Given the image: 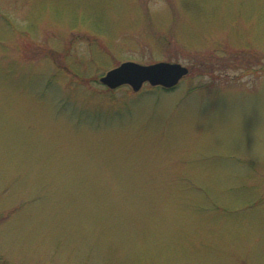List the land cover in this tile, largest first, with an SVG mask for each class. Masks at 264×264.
Returning a JSON list of instances; mask_svg holds the SVG:
<instances>
[{
    "label": "rangeland",
    "instance_id": "obj_1",
    "mask_svg": "<svg viewBox=\"0 0 264 264\" xmlns=\"http://www.w3.org/2000/svg\"><path fill=\"white\" fill-rule=\"evenodd\" d=\"M0 258L264 264V0H0Z\"/></svg>",
    "mask_w": 264,
    "mask_h": 264
},
{
    "label": "water",
    "instance_id": "obj_2",
    "mask_svg": "<svg viewBox=\"0 0 264 264\" xmlns=\"http://www.w3.org/2000/svg\"><path fill=\"white\" fill-rule=\"evenodd\" d=\"M189 74V68L176 62H156L144 65L135 61H125L107 71L101 78L102 85L116 89L123 85L138 92L144 84L165 89L176 87Z\"/></svg>",
    "mask_w": 264,
    "mask_h": 264
},
{
    "label": "trees",
    "instance_id": "obj_3",
    "mask_svg": "<svg viewBox=\"0 0 264 264\" xmlns=\"http://www.w3.org/2000/svg\"><path fill=\"white\" fill-rule=\"evenodd\" d=\"M0 264H5V262H4V261H2V260H1V258H0Z\"/></svg>",
    "mask_w": 264,
    "mask_h": 264
}]
</instances>
